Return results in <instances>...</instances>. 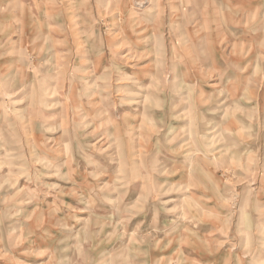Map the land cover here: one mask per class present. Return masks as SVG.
<instances>
[{
    "label": "rangeland",
    "instance_id": "1",
    "mask_svg": "<svg viewBox=\"0 0 264 264\" xmlns=\"http://www.w3.org/2000/svg\"><path fill=\"white\" fill-rule=\"evenodd\" d=\"M235 1L0 0V264H264V0Z\"/></svg>",
    "mask_w": 264,
    "mask_h": 264
},
{
    "label": "crops",
    "instance_id": "2",
    "mask_svg": "<svg viewBox=\"0 0 264 264\" xmlns=\"http://www.w3.org/2000/svg\"><path fill=\"white\" fill-rule=\"evenodd\" d=\"M196 1H206V0H190V2H196ZM208 1H213V0H208ZM233 1V4L235 5V6H237L238 8H239V10H238V12L237 13H234V15H235V17H244V21H243V19H242V23H239L240 25H244L245 24V21L247 20V13H248V11H245V13L244 14H240V11H243L245 8H246V4L245 5H240V4H237L236 3V1L235 0H232ZM247 1L248 0H241V2H246L247 3ZM211 6H212V3H209L208 4V8L210 9L211 8ZM207 8V6H205V9ZM257 10L258 9H256V12H257ZM203 11V12H202ZM202 11H195V10H193L192 12V15H195V14H197V13H199V12H202V15L204 16L205 15V10H202ZM263 11V10H262ZM254 13V14H251V16L254 18V17H257V13ZM247 15V16H246ZM239 20V18L237 19V21ZM134 25V27L133 28H135V26H136V24H133ZM244 26H246V25H244ZM246 28V31H248L249 29L247 28V27H245ZM252 30V29H251ZM135 33H138L137 31H134ZM141 33V32H140ZM216 34H218V32H216ZM220 41V40H219ZM218 42V41H217ZM217 45H218V43H217ZM217 47V46H216ZM215 48V46H213V49ZM214 52V51H213ZM216 53L214 52V54L213 55H215ZM221 55V54H220ZM215 56H213V58H214ZM213 58H210V61L213 59ZM214 61V64H216L215 63V60H213ZM192 74V73H191ZM196 74V73H195ZM192 76V75H191Z\"/></svg>",
    "mask_w": 264,
    "mask_h": 264
},
{
    "label": "bare ground",
    "instance_id": "3",
    "mask_svg": "<svg viewBox=\"0 0 264 264\" xmlns=\"http://www.w3.org/2000/svg\"><path fill=\"white\" fill-rule=\"evenodd\" d=\"M249 18V17H248ZM215 133V131L214 132H209V135H213ZM209 138V137H208ZM207 138V139H208ZM219 153V152H218ZM193 155V154H192ZM204 159V158H203ZM208 162V161H207Z\"/></svg>",
    "mask_w": 264,
    "mask_h": 264
}]
</instances>
